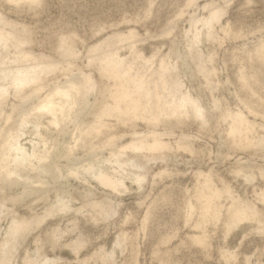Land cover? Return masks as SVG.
<instances>
[{"label":"rangeland","instance_id":"rangeland-1","mask_svg":"<svg viewBox=\"0 0 264 264\" xmlns=\"http://www.w3.org/2000/svg\"><path fill=\"white\" fill-rule=\"evenodd\" d=\"M187 3L0 0V28L11 37L0 39V260L264 264V0H197L186 9ZM206 5L220 9L218 21L210 23ZM131 30L136 43L110 45ZM105 39L110 46L90 54ZM105 50L118 53L126 80H147L151 94L141 96L146 110L128 120L106 115L89 143L78 137L80 125L97 123L101 109L114 103L115 81L102 71ZM35 58L56 66L41 72L37 83L18 85V69L36 67ZM70 81L84 86L75 91L77 102L58 125L49 124L37 107ZM166 84L173 87L169 95ZM155 95L177 103L188 95L202 114L190 105L175 113L159 109ZM238 125L242 134L234 131ZM17 137L28 154L12 174L7 158L16 151L9 143ZM139 137L168 145L158 152L129 150ZM117 157L123 167L112 162ZM73 169L79 171L72 175ZM100 171L123 179L127 188L104 186L96 178ZM205 178L224 193L214 201L219 219L199 227L197 195ZM246 205L257 210L258 220L243 221L228 233V211ZM22 219L30 220L28 227L4 247L10 226ZM202 234L205 244L193 239Z\"/></svg>","mask_w":264,"mask_h":264},{"label":"bare ground","instance_id":"bare-ground-1","mask_svg":"<svg viewBox=\"0 0 264 264\" xmlns=\"http://www.w3.org/2000/svg\"><path fill=\"white\" fill-rule=\"evenodd\" d=\"M197 0H188V3H187V7L186 9L190 6V5H193V3H196ZM208 6V8H210V23L212 24L214 21H218L221 17V12H220V9L218 8H213L212 5L211 7H209V5H206V7ZM185 12V11H183ZM137 35H135V33L131 30V32H129L128 35L126 36H118V38L116 39V41H112V43L110 44L111 41H108V39H105L103 40L101 43L97 44V45H94L93 47L90 48V54L92 52V54H95V53H98L99 51L101 52V50H103L106 46H110V45H113L114 42H117L118 40L119 41H128V42H132L133 43H136L134 42V39ZM10 35L8 33V35H6V33L3 32V30L0 28V39L1 40H5V43L6 41L8 42L9 40L7 39H10ZM134 38V39H133ZM133 39V40H132ZM67 39L63 40L62 41V45L65 46L66 45V41ZM132 40V41H130ZM118 41V42H119ZM70 42V41H68ZM117 42V43H118ZM121 43V42H120ZM123 43V42H122ZM132 43V44H133ZM110 44V45H109ZM114 46H115V43H114ZM120 46V45H119ZM107 47V49H108ZM110 49V48H109ZM112 50V49H110ZM260 52L264 53V48L262 47L260 49ZM260 53V54H261ZM262 53V54H263ZM118 53L115 52V51H111L109 53H107V51L105 50L104 52V55L102 54V60L101 61H104V66L102 67V71H104L103 75L106 74V76L110 77V79H113L115 81V89H114V92L110 94V98L111 99H114V103L112 101L113 104H107L104 108L101 109V115H100V120L97 122V123H94L92 126H89V125H77L80 130H81V133H79L80 135L78 137H80L81 139H85L84 141L86 142L87 140L91 141L90 138H92L93 136L97 135V133H99L100 129H102L101 127H104L103 125H105V117L106 115H110L112 116L113 114H117L119 113L120 115H125L126 117L127 116H130V115H135L139 110L142 109V105H141V96H144V97H149L151 92L149 91L150 90V87L148 89V84L145 80H137L135 78H130V80H126V70L127 69H123V66H122V63H121V58L119 57V55H117ZM252 54V53H251ZM261 54V55H262ZM28 55V54H27ZM30 55V54H29ZM89 56V55H88ZM253 56V55H252ZM31 57V56H29ZM27 57V58H29ZM90 57V56H89ZM93 57V56H92ZM97 57H99L97 55ZM264 57V56H263ZM34 58V57H33ZM46 58V57H45ZM44 58V59H45ZM30 59V58H29ZM91 59V58H90ZM93 59V58H92ZM96 59V58H95ZM259 59V58H258ZM30 60H33V59H30ZM47 60V58H46ZM39 61V62H38ZM34 62H37L38 64L33 66L32 65V69L28 68V69H25V70H21L20 68L18 69V73H21V75H16L15 76V79H16V82L18 85H23L25 83H28V82H33L34 83L36 82L37 83V80L39 79L38 78V75L43 72V71H48L50 70L55 64L51 61H45V60H42L41 61L37 58L34 59ZM36 64V63H35ZM101 64V65H103ZM11 66V65H10ZM40 67V69H38L37 67ZM56 66V65H55ZM5 69V72L6 71H9L10 68L9 67H4ZM56 68V67H55ZM85 78V76H84ZM84 80V79H83ZM86 80L89 81V83L92 81V79L90 80V77H86ZM15 82V84H16ZM85 82V81H84ZM88 84V82H86ZM149 83V82H148ZM84 84V83H83ZM82 86H77L75 82H69L67 85H64L62 87H59L55 90V92H52V94L50 93L41 103L40 105L37 107L40 111H44L45 114L43 115V118L44 116H47V118H49L48 120V123L49 124H54V125H58L62 119L61 116H63L65 114V112L67 113V110H72V108H74L73 106L76 104L77 100L75 98V91H78L79 89H82ZM134 87V90L131 91V87ZM84 87V86H83ZM86 88V86H85ZM163 88L165 90H167L168 92V95L171 93V88L173 89V87H169L168 84L164 85ZM3 89V88H1ZM84 89V88H83ZM152 89V88H151ZM116 90V91H115ZM153 91V90H152ZM158 91V90H157ZM177 91V90H176ZM175 91V92H176ZM3 92V91H2ZM112 92V91H111ZM166 92V91H165ZM173 92V91H172ZM157 94V92L155 93ZM165 93H163L164 95ZM167 94V93H166ZM153 95V94H152ZM156 96V95H155ZM166 96V95H165ZM113 97V98H112ZM152 98V97H151ZM167 97L163 98V101L161 98H159L158 96H156V101H155V104L156 106L160 109V107H167L168 109L169 108H172L171 110L175 112H177L179 109L182 110V108H185L186 106H192L193 109L195 110V113L200 116L202 114V107L200 106V104L198 103L197 99H189L188 98V95H183L179 101V103L177 102H174L171 100L168 101L166 99ZM148 99V98H147ZM154 99V98H153ZM150 102V101H149ZM149 104V103H147ZM152 104V103H150ZM146 105V103H144V106ZM101 106H103V104H101ZM144 108V107H143ZM147 108V107H146ZM145 109V108H144ZM144 109H142L144 111ZM167 109V110H168ZM141 110V111H142ZM146 110V109H145ZM170 110V109H169ZM180 110V111H181ZM172 111H169L170 114L172 113L174 116L175 114L172 112ZM38 112V111H37ZM182 112V111H181ZM179 114H182L180 112H178ZM177 114V115H179ZM133 115V116H134ZM240 115V114H239ZM237 114V117L239 116ZM39 116V115H37ZM116 115H114L113 117H115ZM236 116V115H235ZM108 117V116H107ZM121 117V116H120ZM123 117V116H122ZM125 118V120H128V117L127 119ZM131 117V116H130ZM179 117V116H178ZM177 117V119H178ZM239 117H242L241 115ZM238 117V118H239ZM40 118V117H39ZM119 118V117H118ZM123 118V119H124ZM243 118V117H242ZM38 119V118H37ZM124 120V121H125ZM238 120H241V118H239ZM123 121V120H122ZM242 121H246V120H242ZM237 122V121H236ZM24 123H26L24 121ZM234 123V122H233ZM235 124V123H234ZM238 124H239V121H238ZM241 124H246L241 122ZM240 124V126H241ZM237 125V123H236ZM248 125V124H247ZM233 126V125H232ZM239 125L235 127V130L234 131H237L241 132L242 134V131L240 130L239 131ZM249 126V125H248ZM248 126H246L248 128ZM77 127V128H78ZM106 127V126H105ZM108 127V126H107ZM106 127V128H107ZM241 128V127H240ZM245 128V127H244ZM105 128H103L104 130ZM246 129V128H245ZM245 129L243 131H245ZM251 130V128L249 129ZM248 130V131H249ZM102 132V131H101ZM246 132V131H245ZM76 133V131H75ZM38 134H41L39 133L38 131ZM235 134V133H234ZM237 134V133H236ZM238 135V134H237ZM40 136V135H39ZM75 136V135H74ZM241 136V135H240ZM43 137V136H42ZM77 137V138H78ZM19 137H17L15 139V141L13 142H10L9 145H10V150H14L16 151L13 152L12 154L8 155V158H7V165L9 166V172H11L12 174L14 173H17V169H16V166L20 165L19 162L21 159L23 158H27V155L28 154V150L26 149V147H24V145L22 146V144L19 142ZM97 138V137H96ZM156 138V137H155ZM76 139V137H75ZM79 139V138H78ZM95 139V138H94ZM154 143H143V141L139 138H136L134 139L128 147V149L130 150H133L134 152H142L143 150H151V151H154L157 152L158 151H162L163 149H165L167 147V143L160 140V139H154ZM82 141V142H84ZM81 142V143H82ZM80 143V141H79ZM88 143V142H87ZM86 143V145H87ZM88 143V144H89ZM92 144V142H91ZM240 144V143H238ZM237 144V145H238ZM258 144H259V141H258ZM260 144H264V140L262 139ZM259 144V145H260ZM241 145V144H240ZM239 145V146H240ZM243 145V144H242ZM246 145V144H245ZM260 145V146H261ZM124 146V147H126ZM247 146V145H246ZM249 146V145H248ZM127 147L125 148V150L127 149ZM262 147V146H261ZM121 149V148H120ZM124 148L122 147V150ZM123 150V153L124 151ZM30 152V151H29ZM122 151H120L118 153V155L121 153ZM34 156L35 155H32V159H34ZM34 162V161H33ZM114 164H116L118 167H123L122 164H121V161L119 160V158L117 157L115 160L112 161ZM21 163V162H20ZM113 164V165H114ZM32 166V165H31ZM33 166H35V163H33ZM37 166V165H36ZM19 167V166H18ZM33 169V168H32ZM79 171V169H77V172ZM34 172V171H33ZM36 172V171H35ZM75 172L77 173L76 171H72V173ZM101 172V173H100ZM99 174L97 175V177L94 176L97 178L98 181H100V183H102L104 186H107L108 188H111V189H114V190H125L127 188V186L125 185V182H123V179L119 180L118 178L115 179L114 176H112V174H109V173H103V171H100ZM71 175V174H70ZM74 175V173L72 174ZM135 177V176H134ZM141 175H136V177L134 178L137 182H139L141 180ZM210 178L206 179L205 180L207 181L205 185L201 186V190H199L198 192V196L199 197V200H201V208H202V212H201V220L197 223V225L199 227H204V225L207 223V222H216V220L219 219L220 217V210L218 208L217 205H214V201L217 199V198H220V196L223 195L224 192L218 190V189H215L213 188V186H211V184L208 182ZM68 204H64L61 206L63 207L64 210H66L68 208ZM190 206V205H189ZM251 207V206H250ZM249 206H245L244 208H240V209H230L228 211V214H227V225H228V233L231 231L232 232V229H236L239 225V223L243 222V221H248V220H252V219H257L256 218V214L257 213H253V211H255L256 209H252V207L250 208ZM194 208V207H192ZM62 209V208H61ZM60 209V210H61ZM62 209V210H63ZM257 211V210H256ZM259 215V213L257 214V216ZM258 220V219H257ZM32 221V220H31ZM29 222L30 220L28 221H25L22 219L21 222L19 221H15L14 220V223L12 224V226H10V229L9 231L7 232V238L6 240L4 241V247L8 246L11 241H12V238L17 235L18 233L24 231L28 225H29ZM196 225V227H198ZM193 239H195L198 243L200 244H205L206 243V235L205 234H202V235H198V236H194ZM195 241V242H196ZM119 245V244H117ZM113 251V250H112ZM111 253H109L110 255L109 256H112L114 255V251ZM107 255V254H106ZM228 261H229V258H227ZM46 263L51 261L49 258H46ZM45 264V263H44Z\"/></svg>","mask_w":264,"mask_h":264},{"label":"clouds","instance_id":"clouds-1","mask_svg":"<svg viewBox=\"0 0 264 264\" xmlns=\"http://www.w3.org/2000/svg\"><path fill=\"white\" fill-rule=\"evenodd\" d=\"M0 264H6V261L0 260Z\"/></svg>","mask_w":264,"mask_h":264}]
</instances>
